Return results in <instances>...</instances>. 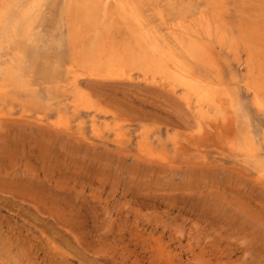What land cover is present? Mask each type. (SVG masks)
Segmentation results:
<instances>
[{"label":"rangeland","instance_id":"374dc122","mask_svg":"<svg viewBox=\"0 0 264 264\" xmlns=\"http://www.w3.org/2000/svg\"><path fill=\"white\" fill-rule=\"evenodd\" d=\"M32 1L0 0V16ZM34 6L0 43V264H264V0ZM138 34L164 55L134 59ZM168 52L226 105L188 108L159 74Z\"/></svg>","mask_w":264,"mask_h":264},{"label":"bare ground","instance_id":"6f19581e","mask_svg":"<svg viewBox=\"0 0 264 264\" xmlns=\"http://www.w3.org/2000/svg\"><path fill=\"white\" fill-rule=\"evenodd\" d=\"M98 1V0H96ZM37 2V0H33L30 4V6H27V7H20L18 9V17H14L13 18V14L11 13H5V15L3 16H0V43H1V40L2 39H5V38H10L12 35H14L15 33V30H16V25L18 23H21V24H26L29 20H30V17H31V14H33L32 12L34 11V5L35 3ZM51 2V1H50ZM59 2V1H58ZM64 2V1H63ZM162 2V1H161ZM54 3V2H53ZM45 4V2H44ZM109 5V4H108ZM37 7V5H36ZM123 9L125 10V16H132V11H133V8L130 7V6H122ZM164 10V9H163ZM204 10V9H202ZM201 10V11H202ZM35 15V14H34ZM162 17V16H161ZM36 18V17H35ZM163 20V19H162ZM206 20H208L206 18ZM182 21V20H181ZM33 22V21H32ZM41 22V21H40ZM166 23V22H165ZM28 24V23H27ZM26 24V25H27ZM38 24V22H37ZM208 25V23H207ZM213 27V26H212ZM25 28V27H24ZM162 28V27H161ZM160 28V29H161ZM218 28V27H217ZM213 29V28H212ZM217 31V30H216ZM206 32L208 34H210L209 32V28L207 27L206 29ZM215 32V31H214ZM18 34V32H17ZM21 35V33H19ZM191 35V34H190ZM219 35H220V32H219ZM227 35V34H226ZM19 36V35H17ZM138 40H139V43H140V48H139V51L134 54V59H140L142 58L141 61H143V64H148V63H151L153 61H156L158 60L160 57H162L164 55V49L162 47L161 44H154V43H151L148 41V36L147 34H138ZM211 36V35H208V37ZM21 36L17 37L16 40H18ZM205 37V36H204ZM212 37V36H211ZM220 38V37H219ZM231 38V37H230ZM23 40V38H22ZM191 40V39H190ZM209 40V39H208ZM211 40V39H210ZM24 42H26L25 40H23ZM23 41L21 43V40H20V44L22 45L23 44ZM178 41V40H177ZM181 41V40H180ZM218 41V40H217ZM229 41V39H228ZM187 42V41H186ZM212 42V41H211ZM214 42V41H213ZM219 42V41H218ZM174 43V42H173ZM178 43V42H177ZM222 43H223V39H222ZM236 43V42H235ZM63 44V43H62ZM220 44V42H219ZM229 44H232V43H229ZM28 45V44H27ZM41 46V45H40ZM63 46V45H62ZM253 46V45H252ZM21 47V46H20ZM34 47V46H32ZM52 47V46H51ZM24 48V47H23ZM62 48V47H61ZM66 48V47H65ZM31 50L33 49V51L35 50V54H36V49L34 48H30ZM38 49V48H37ZM40 49V48H39ZM186 53L187 55L190 57V58H194V59H198V60H203L206 56H205V52L204 51H201V48L195 44H188L186 47ZM29 50V49H28ZM27 50V51H28ZM216 50V49H215ZM26 51V52H27ZM54 51V50H53ZM25 52V50H24ZM25 52V53H26ZM32 52V51H31ZM40 52V51H39ZM47 52V51H46ZM45 52V53H46ZM114 52H117V51H114ZM180 52V51H178ZM30 53V52H28ZM48 53V52H47ZM27 54V53H26ZM32 53H30L31 55ZM34 54V52H33ZM37 54H38V51H37ZM180 55V53H178ZM29 57V54H27ZM47 55V54H46ZM34 56V55H33ZM92 55H89L87 60H86V67L89 69V70H93L95 68V66H100L103 61H105L104 59H102L103 57H99L98 60H94L93 57H91ZM117 56H118V53H112L109 57H108V62H109V65H112L114 64L115 61H117ZM30 58H32L30 56ZM38 59V58H37ZM36 59V60H37ZM186 59V58H185ZM217 59V58H216ZM32 60V59H31ZM35 60V61H36ZM57 60V59H56ZM166 62L167 63H171L175 66V68H172V69H169V65L164 67V72H159V74H162V73H165V68H166V71H169V76H167L168 78V81H170L171 83L174 84V87L178 86L180 88V90H182V97L185 101V104L187 105L188 108H191L193 109V111H196L197 114L199 115H202L205 113H208L209 109L210 108H213V107H217V106H223L225 104L226 101H228L227 99L229 98V94L226 92V91H223V90H218L215 86L209 84L205 79H195L192 77L191 75V71H190V68L187 64H183V63H180V60L175 58V55L172 53V52H168L166 54ZM28 61H29V58H28ZM250 61V60H249ZM33 62V61H32ZM3 63V61H2ZM219 63V62H218ZM257 63V62H256ZM28 64V63H27ZM197 64V63H196ZM252 64V63H251ZM5 65V64H4ZM34 65V64H33ZM37 65H39V62L37 63ZM15 66V65H14ZM36 66V64H35ZM37 67V66H36ZM214 67V65H213ZM201 68V67H200ZM199 68V69H200ZM203 68V67H202ZM168 69V70H167ZM202 70V69H200ZM207 70V69H205ZM209 70V69H208ZM222 70V68H221ZM220 72V71H219ZM109 73V72H108ZM157 73V72H156ZM257 73V72H256ZM255 73V74H256ZM259 75V74H258ZM256 76V75H255ZM211 77V76H210ZM221 77V76H220ZM252 79V77H250ZM222 79V78H221ZM250 79V80H251ZM220 80V79H219ZM255 80V79H254ZM247 81V79H246ZM225 82V81H224ZM260 82V81H259ZM221 83V82H220ZM254 83V82H253ZM257 83V82H256ZM260 85H256L255 84V98H254V102H255V105L261 109V110H264V79L263 81L260 83ZM225 86H226V83H225ZM24 88V87H23ZM224 88V86L222 87ZM253 88V87H252ZM234 93V92H233ZM232 93V94H233ZM234 97V96H233ZM232 98V96H231ZM236 102V101H235ZM226 105V104H225ZM234 105V104H233ZM235 106L237 107V105L235 104ZM234 106V107H235ZM225 107V106H224ZM221 108V107H220ZM226 108V107H225ZM228 108V107H227ZM234 109V108H233ZM236 110V108H235ZM213 111H211L212 113ZM218 112V111H217ZM220 112V111H219ZM218 112V113H219ZM225 112V111H224ZM223 113V112H221ZM227 114V112H225ZM224 113V114H225ZM231 113V112H230ZM229 113V114H230ZM233 113V112H232ZM235 113V112H234ZM196 114V115H197ZM228 114V115H229ZM218 115V114H216ZM232 115V114H231ZM213 116V115H211ZM219 116V115H218ZM217 116V117H218ZM223 116V115H222ZM225 116V115H224ZM233 116V115H232ZM231 117V116H230ZM214 118V117H213ZM235 119V117H234ZM213 122V121H211ZM232 122V119L231 121ZM235 122V121H234ZM215 123V121H214ZM232 124V123H231ZM216 125V124H215ZM217 126V125H216ZM228 126V125H227ZM234 126V125H233ZM250 128V127H248ZM248 128H244V129H248ZM233 129V128H232ZM237 129V128H236ZM243 129V130H244ZM231 132V131H230ZM233 132V131H232ZM251 133V132H250ZM249 133V135H251ZM237 134V132H236ZM238 135V134H237ZM236 135V137H237ZM247 135V134H246ZM229 136V135H228ZM233 136V135H232ZM232 136H229V143L230 145L232 146L234 144V138ZM235 136V135H234ZM252 138L254 137L253 135H251ZM244 138V137H242ZM247 138V137H246ZM255 138V137H254ZM253 138V139H254ZM239 139V138H237ZM251 139V140H253ZM244 140V139H243ZM246 140V139H245ZM244 140V141H245ZM256 142V141H255ZM240 143V141H239ZM251 141L249 139H247L245 142H244V145H242V149L243 151H250L252 150V145H251ZM240 145V144H239ZM259 148V147H258ZM255 150V149H254ZM241 151V150H240ZM253 152V151H252ZM244 153V154H245ZM248 155V153H247ZM246 155V156H247ZM256 155V154H255ZM241 156V155H240ZM243 157V156H242ZM245 157V156H244ZM253 157V155L251 156V158ZM246 158V157H245ZM249 158H250V155H249ZM247 158V159H249ZM255 158V157H254ZM257 158V156H256ZM259 159V158H258ZM252 160V159H250ZM259 161V160H258ZM264 170V169H263ZM262 170V171H263ZM261 171V172H262ZM260 172V173H261ZM261 176H264V174L262 175L261 173ZM260 178V177H259ZM264 180V179H262Z\"/></svg>","mask_w":264,"mask_h":264}]
</instances>
